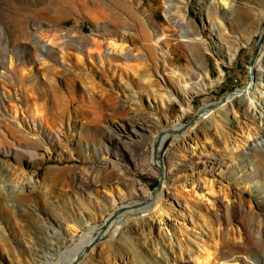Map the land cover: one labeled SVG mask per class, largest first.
<instances>
[{"label": "rangeland", "instance_id": "rangeland-1", "mask_svg": "<svg viewBox=\"0 0 264 264\" xmlns=\"http://www.w3.org/2000/svg\"><path fill=\"white\" fill-rule=\"evenodd\" d=\"M171 1L0 0V264L60 262L64 231L78 239L92 227L107 230L92 264H264V63L253 70L264 0ZM170 13L208 44L211 77L193 83L186 113L175 102L157 120L137 117L162 85L142 35L160 45L178 33ZM112 41L133 54L122 58ZM170 42L168 58L188 69L186 48ZM250 86L253 103L235 99ZM207 103L216 105L201 117ZM180 122L155 166L156 135ZM136 124L150 132L120 148ZM161 193L182 205L164 201L162 221L111 238L116 206H145L124 220L149 216Z\"/></svg>", "mask_w": 264, "mask_h": 264}, {"label": "bare ground", "instance_id": "bare-ground-1", "mask_svg": "<svg viewBox=\"0 0 264 264\" xmlns=\"http://www.w3.org/2000/svg\"><path fill=\"white\" fill-rule=\"evenodd\" d=\"M173 2L171 0H168V7L171 8V4ZM178 11V10H177ZM181 13V12H180ZM184 14V13H183ZM169 20L173 24V26L180 30L176 34H163L162 42H160V45L156 44V39L152 38L150 39L147 35H142L144 40V48L147 50L148 57L152 61L155 72L160 73L161 77V84L160 87L156 90V94L153 95L152 105L150 106V110L148 112L135 110L134 116L137 117H144L149 118L152 120H157L160 118L161 114H163L164 110L171 109V106L178 102L184 113L187 112L188 108L191 109L193 106V101L196 94H199V91L196 90V86L194 85L197 83V81L205 80L207 77H211V73L208 70L207 67V54L210 53V48L205 41H203L202 37L197 34L196 29H194L190 23L186 19H179L177 18V15L175 14H169L168 15ZM119 18L117 16L114 17V23L119 24L120 22ZM170 39H174L177 41V45L181 48H186V56L190 63L189 68L186 67L183 69L180 68V66L174 61L173 58L169 59L168 55L171 53V42ZM135 40V39H134ZM141 41V42H142ZM173 41V40H172ZM95 46H97L96 53L102 55L105 52V49L103 47V43L97 42L95 43ZM112 47L116 49L122 56V58L128 57L126 52L131 53V50L128 49L123 43H117L112 41L111 43V49ZM199 47H202L203 51L200 50ZM264 48V46H263ZM140 54V53H139ZM141 55V54H140ZM135 56V54L133 55ZM142 56V55H141ZM170 56V55H169ZM171 57V56H170ZM127 59V58H126ZM163 63V66L159 65V63ZM264 63V58L258 59V64L256 67H254V75L257 76V72L259 71V68ZM129 69L134 68V66H128ZM137 73L139 70H142L143 68L139 65L136 66ZM142 68V69H140ZM163 68V71L161 70ZM132 70V69H131ZM183 74H187L188 81H182L181 77ZM223 76V73H222ZM195 82V83H194ZM194 83V84H193ZM254 85V84H253ZM153 86V85H152ZM205 86V84H204ZM232 96L229 97V99ZM237 100H241L243 103V100L246 99L253 103V94H252V87H248L244 92H240L235 97ZM228 100V99H227ZM233 100V99H232ZM224 101V100H223ZM221 101V102H223ZM226 102V101H225ZM215 103H207L204 106L201 107L199 110L200 116L204 117L207 115H210L213 112V107L215 106ZM138 113H136V112ZM211 116V115H210ZM183 123H178L176 126L171 128H165L161 133L157 134L155 137V144L154 149L152 153V160L153 164L155 166H164L166 164V156L163 157L162 155V148L167 143L170 137V131L178 132L182 131V125ZM139 124L133 125L131 128H124L125 131H121V140L122 144H120V148H122L123 144L124 146L127 145L128 139L134 138L135 135H137L139 132H143V135L148 134L150 132V129L147 127L138 128ZM140 135V134H139ZM176 139L179 138V135L175 136ZM158 154L160 160L154 158V154ZM135 155H133L134 157ZM135 160V159H134ZM162 168V167H161ZM167 168V167H166ZM165 171V170H164ZM120 175L123 178H126L127 174L125 171L120 172ZM165 184H168V177L169 172L168 170L165 171ZM164 201H170L172 203H175L178 206L182 205L181 200L177 196L176 193H169L164 195L163 193L160 194L159 200L156 202V211L153 213L152 211L148 212L149 216H144L140 218H134L131 216V218H128L127 220H124L122 218L123 215L121 214H134L139 215L145 213V206L140 205H120L116 206L113 211L110 212L109 218L107 220V226L114 227L113 232L111 233V238H116L122 235L126 232L127 229H131L133 224L139 220H149L154 221V218H157L158 220L162 221L164 218L165 208L164 206H161ZM125 218V217H124ZM107 232V230H104L101 232L100 229L97 227H92L89 229L83 236L77 239L76 237V231L72 229H66L64 231L63 236H60V244L61 248L59 249L61 258L63 259L60 262H57L55 264H92L91 261L94 258V253L96 251V247L99 246V239ZM67 240H72L71 242H74L72 246L69 245V242ZM53 250V249H52ZM55 250V249H54ZM41 252H46L48 250L46 249H40ZM59 255V254H58Z\"/></svg>", "mask_w": 264, "mask_h": 264}, {"label": "water", "instance_id": "water-1", "mask_svg": "<svg viewBox=\"0 0 264 264\" xmlns=\"http://www.w3.org/2000/svg\"><path fill=\"white\" fill-rule=\"evenodd\" d=\"M234 93H238V92H234ZM232 94L229 95V97L231 96Z\"/></svg>", "mask_w": 264, "mask_h": 264}]
</instances>
